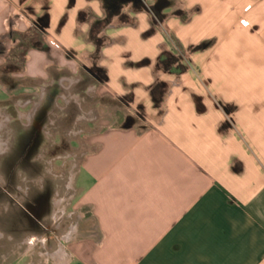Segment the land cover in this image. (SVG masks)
<instances>
[{
  "label": "crops",
  "instance_id": "crops-1",
  "mask_svg": "<svg viewBox=\"0 0 264 264\" xmlns=\"http://www.w3.org/2000/svg\"><path fill=\"white\" fill-rule=\"evenodd\" d=\"M157 2L0 0V102L84 122L58 264H264V0Z\"/></svg>",
  "mask_w": 264,
  "mask_h": 264
},
{
  "label": "rangeland",
  "instance_id": "rangeland-1",
  "mask_svg": "<svg viewBox=\"0 0 264 264\" xmlns=\"http://www.w3.org/2000/svg\"><path fill=\"white\" fill-rule=\"evenodd\" d=\"M13 89L5 86L0 102V264H58L83 232L72 199L84 122L70 103L63 112L54 107L47 120L37 115L36 129L29 123L32 102ZM20 108V124L13 123Z\"/></svg>",
  "mask_w": 264,
  "mask_h": 264
},
{
  "label": "trees",
  "instance_id": "trees-1",
  "mask_svg": "<svg viewBox=\"0 0 264 264\" xmlns=\"http://www.w3.org/2000/svg\"><path fill=\"white\" fill-rule=\"evenodd\" d=\"M99 43V41H97ZM181 59V54L179 57H172L170 56L169 54H162L161 57L159 58L160 62L165 64V63H168V62H173V63H176L178 62L179 60ZM18 68L14 67L12 68L11 66L9 65H6L2 70H4V72H11V71H14V70H17Z\"/></svg>",
  "mask_w": 264,
  "mask_h": 264
},
{
  "label": "water",
  "instance_id": "water-1",
  "mask_svg": "<svg viewBox=\"0 0 264 264\" xmlns=\"http://www.w3.org/2000/svg\"><path fill=\"white\" fill-rule=\"evenodd\" d=\"M168 6H169L168 0H158V2L154 6V9L157 12H161L163 9L167 8Z\"/></svg>",
  "mask_w": 264,
  "mask_h": 264
},
{
  "label": "built area",
  "instance_id": "built-area-1",
  "mask_svg": "<svg viewBox=\"0 0 264 264\" xmlns=\"http://www.w3.org/2000/svg\"><path fill=\"white\" fill-rule=\"evenodd\" d=\"M243 22H244V24H246V25L248 24V22H247L246 20H243Z\"/></svg>",
  "mask_w": 264,
  "mask_h": 264
}]
</instances>
